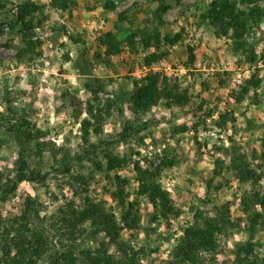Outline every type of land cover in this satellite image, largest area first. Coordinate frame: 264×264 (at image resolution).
Masks as SVG:
<instances>
[{"label":"rangeland","instance_id":"rangeland-1","mask_svg":"<svg viewBox=\"0 0 264 264\" xmlns=\"http://www.w3.org/2000/svg\"><path fill=\"white\" fill-rule=\"evenodd\" d=\"M74 1L71 12L76 26L68 22V11L52 0H0V112L11 118L27 116L48 142L41 154L30 157L31 166L44 178L24 181L10 198L0 199V215L5 219L16 215L25 196L31 195L39 199L42 214L54 212L67 200L82 203L89 198L105 201L120 218L121 208L112 197L115 176L127 179L125 188L136 198L134 162L111 171L98 169L97 163L106 169V154L131 156L145 166L165 154L175 155L176 165L162 172L161 182L181 214L155 220L148 199L139 197L140 227L122 231L124 240L144 248L140 264H171L183 228L197 208H205L199 198L206 194L207 181L219 169L220 159L223 167L213 179L208 206L215 212L214 207L228 203L237 226L229 237H220L218 261L228 264L236 244L248 240L255 244V254L263 257L264 223L247 231L249 219L242 200L246 192L264 191V175L256 185L241 183L231 163L242 156L250 168L264 172V20L240 40L232 30L217 35L203 17L212 0ZM25 2L39 6L35 25L25 30L36 46L23 52L20 60L25 43L18 11ZM108 2L115 7L108 8ZM162 3L170 8L160 14ZM260 5L264 8V0ZM107 31L121 40L123 52L104 56L98 36ZM152 51L159 58L146 65L145 57ZM151 69L176 79L190 101L170 106L162 99L138 123L129 112L130 94L135 82ZM253 76L260 80L259 86L236 101L234 92ZM91 107L95 112L103 110L104 118L99 133L90 128V143L96 148L88 154L90 143L82 140L81 126L90 118ZM222 114L228 117L220 124ZM127 118L135 129L120 139ZM7 131V127L0 130V141L8 139L0 144V171L14 175L19 147ZM256 208L264 212L259 204ZM101 239L78 240V245L94 249Z\"/></svg>","mask_w":264,"mask_h":264},{"label":"trees","instance_id":"trees-1","mask_svg":"<svg viewBox=\"0 0 264 264\" xmlns=\"http://www.w3.org/2000/svg\"><path fill=\"white\" fill-rule=\"evenodd\" d=\"M162 2V0H159ZM261 0H212L203 13L215 27L217 35H228L232 30L237 39L245 40L246 35L251 34L254 27H259L264 20V8L260 5ZM74 0H52L56 7L68 11V22L76 26L72 21L71 12ZM108 8H114L113 2L107 3ZM170 8L162 3L158 11L164 13ZM39 6L32 2H25L19 6L18 21L21 24L23 34V52L33 51L35 41L25 30L35 25V14ZM67 27V26H65ZM77 41L79 38L72 35ZM98 39L104 46V56L123 52L121 40L111 31L102 32ZM130 45H134L133 36L128 38ZM176 39H171L175 42ZM146 47L150 44L145 40ZM158 44H157V46ZM22 53V55H21ZM107 57H105L107 59ZM103 58V57H102ZM159 58L155 51L145 57L146 65H151ZM21 60V58H20ZM101 82V81H100ZM259 79L251 77L247 85L238 92H234L236 101L245 99L251 88H257ZM88 87H92L90 83ZM166 100L167 105H185L190 101V96L183 90L176 79L170 78L159 70L151 69L143 77L135 82V90L130 94L129 112L134 120L141 122V116L156 107L160 100ZM104 111L95 112L90 108V118L82 122V140L90 143V128L99 133V125L104 118ZM228 114L221 115L220 124L226 121ZM147 122H142L143 127ZM8 129L11 137L18 144L17 158L15 161V173L5 174L0 171V199L6 201L15 194L19 185L24 181H40L44 178L42 171L32 167L30 157L33 154H41L48 146V142L40 134L42 130L37 128L27 116L19 115L11 118L10 115L0 112V130ZM192 127H196L192 125ZM188 128V127H187ZM181 128V129H187ZM135 126L131 119L126 120L120 139H126L130 130ZM8 141L1 139L0 144ZM86 150L89 154L95 144H89ZM106 169L101 163L98 169L115 170L134 162L138 178L136 198L126 190L127 179L116 174V189L112 191V197L121 208V217L118 218L112 208L105 201H94L89 198L78 203L74 199L60 204L50 214L41 213V203L38 198L31 195L23 199V207L10 218L0 215V264H140L144 248H137L122 237L124 229L134 230L140 227L141 204L139 197H145L154 210V219H170L178 217L181 210L173 203L171 192L161 182L162 172L172 168L177 163L175 155L165 154L157 162L149 161L145 166L140 160L130 157H120L106 154ZM219 169L214 170V176L208 181L206 194L200 197V202L205 208H197L193 220L183 228L173 250L171 264H221L218 261L220 253V237H229V233L237 226L231 218V208L228 203L214 207L215 212L210 209L212 183L216 175H219L223 167V160H218ZM66 171L69 172L67 162L64 161ZM231 167L241 183L252 181L258 184L264 172H258L250 168L249 163L242 156L232 160ZM216 188V187H215ZM242 204L248 215L249 224L247 231L253 232L254 228L264 223L263 210H257L256 205L264 209V191L254 189L246 192ZM101 237L99 246L94 249L80 248L78 240ZM233 258L228 264H264V256L255 254V244L252 240L239 242L233 249ZM227 264V263H226Z\"/></svg>","mask_w":264,"mask_h":264}]
</instances>
